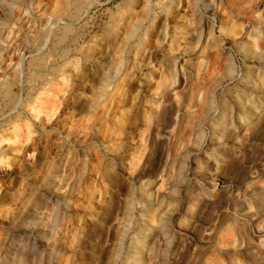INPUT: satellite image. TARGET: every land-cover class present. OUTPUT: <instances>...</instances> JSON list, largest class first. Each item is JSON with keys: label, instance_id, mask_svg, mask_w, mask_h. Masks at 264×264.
I'll use <instances>...</instances> for the list:
<instances>
[{"label": "rangeland", "instance_id": "obj_1", "mask_svg": "<svg viewBox=\"0 0 264 264\" xmlns=\"http://www.w3.org/2000/svg\"><path fill=\"white\" fill-rule=\"evenodd\" d=\"M64 1L0 0V264H106L108 259L112 262L118 224L119 228L124 225L119 230L124 240L123 249L120 260L110 264H123L133 253V244L141 241L140 214L147 210V204L135 185L136 169L145 157L147 164L161 168L155 174L160 176L165 158L150 152L149 147L144 155L140 153L139 135L148 132L139 121L128 140L131 145L128 153L116 150L114 143L91 140L95 131L92 130L93 134L91 130L81 131L76 122L82 118L81 110H72V102L80 103L83 111L91 100L98 99L100 92L127 95L137 85L133 80L141 73L138 65L147 62L153 64L151 78L161 84L160 89L165 88L169 71L176 62L180 76L184 75L187 81L185 92H195L198 96L197 101L192 102L193 108L183 117L198 119L208 143L210 125L221 105L231 106L232 114L237 117L233 95L247 86L255 72H260L258 81L264 78V14L261 16L256 10L261 0H91L90 6L77 13V17L73 7L63 5L66 9L63 8ZM164 31L166 36L162 39L160 34ZM187 50H194V55L184 59ZM107 68L112 75L117 69L118 74L111 79L104 72ZM201 95L213 98L215 109L211 115L201 111ZM148 102L153 105L152 101ZM72 122L74 127L68 136ZM103 127L99 126L104 132L100 134L106 136L110 128ZM194 134L192 127L176 132L168 166L171 168L163 172V190L183 185L178 190L179 199L169 201L177 206L171 219L172 231L176 234L178 219L193 202L188 203L184 194L187 192L188 198L193 196L202 175L199 169L194 173L195 156L189 155ZM74 141L82 143L76 147ZM88 144L94 145L95 150L87 154V158ZM207 145L202 152L209 151ZM115 154L120 158L113 165ZM73 155L76 157L73 176L81 174L82 169L84 174L75 179L80 181L75 197L63 202L55 198L54 180L59 181L66 175L67 161ZM226 155L230 159L229 151L224 153ZM201 161L200 165L205 166V160ZM243 162L246 173L236 169L229 171L232 192L228 206H215L212 212L194 217L196 232L201 235L195 233L191 238L199 247L191 245L181 256L176 253L174 258L178 261L183 264H264V256L254 249L243 251L246 233L253 229L252 235L258 243L254 230L259 221L264 223V192L257 190L259 187L264 190V129L249 142ZM179 163L188 171L187 182L179 181L182 172L175 171ZM257 171L260 172L256 177L253 173ZM96 185L103 199L100 204L93 203L100 209L93 217L86 209V198ZM127 191L133 193L132 204L136 206L128 225L117 221L123 212ZM251 211L257 212L260 218L255 224L250 217H247L249 220L243 217L253 214ZM51 227L61 232V237L57 238L60 246L57 257L52 250L43 249L48 241L44 233ZM75 241L80 248L73 251L71 246ZM145 250L150 262L163 263L160 258L165 257L164 246L160 252Z\"/></svg>", "mask_w": 264, "mask_h": 264}, {"label": "bare ground", "instance_id": "obj_2", "mask_svg": "<svg viewBox=\"0 0 264 264\" xmlns=\"http://www.w3.org/2000/svg\"><path fill=\"white\" fill-rule=\"evenodd\" d=\"M62 3H64V4H61L62 6L69 5L71 8L73 7L74 8L73 11L77 17L78 16L77 13L82 11L85 7L90 6L91 0H65ZM257 3L258 4L256 5V10L262 16V14H264V0L263 1L261 0ZM64 6L63 8L66 9ZM71 17H73V15ZM74 18H75V15H74ZM65 30H67V28H65ZM160 36L162 37V39H165L166 32L165 31L162 32ZM247 38L250 39V36H247ZM255 41L256 40H254L253 42L255 43ZM192 55H194V50H187L185 51L184 59H185V56L191 58ZM178 58L180 59V57ZM172 65L173 67L169 71L167 85L165 86V88L160 89L161 84L158 82H155L151 78V72H152L151 69L153 68V64L151 62H147L145 63V65L144 64L138 65V68L141 71V73L136 75L135 79L133 80L134 83H136L137 85L132 90V92H128L127 95L123 96L121 92H100V94L98 95V99L96 101L91 100L92 103L89 104V106L86 107V109H84L85 108L84 107L83 111H82L80 103L76 101L72 102V106L70 107L74 111L76 109L77 110L79 109V111L81 110L80 114L82 118L77 120L76 122H79L78 127L81 129L82 132L91 130L93 134L92 130H94L95 132L92 135L91 140L97 141L98 139L99 140L101 139L106 144L114 143L115 149L120 150L121 153H128V150H130L131 148V145L128 144V140L132 138L131 137L132 131L137 129V127L135 126V123L138 121L143 123L144 124L143 127H146V129L144 130H146L148 134L144 135L142 133L139 135L140 143L142 144L140 153L144 155L145 154L144 152L148 150V147H149L150 152L151 151L152 153L157 152L159 154V157L165 158L163 169L161 170L162 174L160 176H156L155 174H156V170L158 171L161 168L156 167V166L154 167L152 165L147 164L148 163L147 158L145 157L142 158L144 162L142 161V164L139 165L138 168L136 169V173L134 176L135 185L137 186V190L141 193L142 200L147 204V207H146L147 210L140 214L141 222H142V227L140 230L141 241H136L133 244L132 246L133 253L129 254L127 258L125 257L126 259L123 262V264L125 263H128V264H160L159 263L160 260L158 261V263L150 262L147 258L148 254H146L145 249L149 248V252L154 253L156 251L160 252L163 246L165 248L164 250L165 252L163 251L165 257L164 259H162V257L160 258L161 260H163L162 264H181L182 261H178V259L174 258L176 253L177 255L180 254L179 256H181L182 253L187 252L189 246L192 245L193 247H199V245L197 246V244L195 246V242L191 238L192 236L194 237L195 233L197 234L196 229H198V227H197L196 218H198L202 214L208 213V211L209 210L211 211L213 207H214L213 209H215L216 208L215 206H220V208H226L228 206V203H229L228 197L231 196L230 194L232 192V186L228 182L229 171L232 169H236V170H239L240 172H244V173L247 172L246 166L244 165V162H243V156L245 153V149H247L249 142L253 140V138H255L256 135H258V133H260L261 130L264 129V78L258 81L257 78L260 77V72H255L254 76H252L251 78V81L250 80L247 81V86L244 87L241 92L239 91L233 95V100L236 103V108L238 109L237 117H234V115L232 114L233 108H231V106H226V103L222 104L217 117L214 119V122L211 123L210 125L211 139L208 143H206L204 133L200 130L202 125H200V123L198 122V119L195 120L196 118L194 117L195 118L194 119L192 118V116L191 117L189 116V120L184 118L185 117L184 114L186 113V111L193 108L194 105L192 106V102L197 101L198 96L196 95L195 92H185L186 87H187L186 78L184 75L180 76L179 70L177 69L176 62ZM108 69L109 68H107V70L104 72L106 73V76L107 75L111 76V79L112 77L114 78L118 74L117 69L115 70L114 75H112L113 73L111 74ZM112 69H113V66L111 70ZM245 70L247 72L250 71L249 69H245ZM232 72L233 70L231 69L230 73ZM251 73L253 74V72ZM93 74L96 76L97 70H95V73ZM231 75H233V73ZM106 88L109 89L110 88L109 85ZM118 94L122 98H120L119 96H118L119 98L115 97ZM200 98H201V101H203L201 111L205 115H208V114L211 115V111L215 109V103L213 101V98L211 97L207 98L206 96H203V95H201ZM148 101H152L153 105H148L149 103ZM119 104H121V106ZM183 108H185V111H183ZM224 112L225 113L228 112V115L225 116ZM112 116H114L113 117L114 120L110 122L112 119L111 118ZM71 118L73 120V117ZM73 124L74 123L72 122L68 126L67 135L73 129L74 127ZM99 126L101 127L109 126L110 133L108 131V135L105 136L104 134V136H102L101 134H103L104 132L101 131L102 128L99 129ZM191 127L195 131V134L193 136L194 140H192V144L189 149V155L193 157L195 156L194 162H193L194 173L199 169L198 171H201L200 173H202V175L200 178V183L199 182L197 183L195 193L194 194L192 193L193 196L188 198L189 196L187 192H185L184 194V197L186 198L188 203L190 201H193V202H191L192 204L188 205V208L185 209L183 217L178 219L177 228L179 232L178 234H176L175 231H172L173 229L171 227V219L175 215L174 213L177 209V206L173 204L171 205L169 201L179 199L178 195H180V192H178V190L183 188V185H180V184L176 185L175 189L173 188L174 190L171 187H169L171 188V190H168V189L167 191L163 190L165 187L163 172L171 168L168 166H169L170 155H171V147L175 143L174 136L176 132H178V130L191 128ZM109 134L111 135V137H109ZM82 139L84 140L85 138H82ZM80 142L82 143V141ZM103 142L101 143L103 144ZM79 143L75 142L73 145L76 146L77 144L79 145ZM92 143L94 142L92 141ZM78 145L76 147H78ZM204 145L208 146V149H209L208 152H202V148ZM229 146L230 148L227 150V147ZM108 148L109 150L111 149L110 146ZM93 149H94V145L92 146L88 144L87 151L85 152L86 153L85 157H87V154L91 153ZM227 151H229V153L231 154L230 159H228L229 157L228 155L224 156V153ZM111 156L113 157V155ZM140 157L141 156H139L138 158L140 159ZM118 158H120V156L115 154L113 158V162H112L113 165L116 163L115 160ZM130 158L132 159V156ZM201 160H205V166L200 165V163L202 162ZM75 161H76V157L73 155V157H71V160L67 161L69 163L68 164L69 169L67 170V173L64 172L66 173V175L62 177L59 181L54 180L53 178V180L55 181V186H54L55 190L53 189L52 190L54 191L55 198L56 197L60 198L63 202L66 199L71 200L72 198L75 197L76 191H78L79 186H80V181L75 180V179H77L76 177L80 178V176L84 174L83 173L84 169L81 168L83 170L82 173L79 175L77 174L78 176H73L72 166L75 163ZM99 162L98 164H100ZM98 164L96 163V166ZM179 164L180 166L178 168H175V171L182 172V174H179L180 175L179 181H182L183 183L187 182L188 181V171L186 167L183 166L184 165L183 163H179ZM113 165H112V168H113ZM132 165H133V161H132ZM117 166H118V163H117ZM91 169H94V166ZM94 171L96 172V170ZM98 171H97V174H98ZM258 172L260 171L254 172L253 174L257 177L259 175ZM94 174L95 173H93V175ZM93 177H95V175ZM157 184H158L157 188L153 190V187L156 186ZM253 189H256V188H253ZM257 190L259 192H264L263 187H259L257 188ZM125 195L126 196L124 197V207L122 209L123 212L121 213V217H119L117 221L120 224L125 223L126 225H128L133 220V214L135 212L134 208L136 206L134 205V203L132 204L133 193L127 191ZM87 196L88 197L86 198V200L88 201V204L86 206L87 207L86 209L92 213V214L91 213L89 214H91L92 216L94 214L93 217H95V215L99 213L100 209H98V206L95 208L93 206V203L100 204L103 199V195L100 191V188H97V185H96V187L94 186L91 189L89 195ZM65 208H68L67 204L65 205ZM164 208L166 210L163 212ZM257 214H258L257 212L255 213L253 212V214L243 215V217L245 218L250 217L253 224H255V222L257 223V221L260 220V218L258 217L259 215L257 216ZM26 216H29V215H26ZM29 220L32 221L33 217L29 218ZM37 224H38V221H37ZM123 226L121 225V227L119 228V224H118V228L117 229L115 228L116 230H118V232H116L117 235L115 236L116 238L113 244L114 250H113V261L112 262L114 263H117L120 257V254L122 252V249H123L124 240H123V237L120 236L121 233H119V230H121ZM51 228L52 229L50 230L48 229L49 231L47 233H44V235L48 238V241L45 242L43 249L52 250L51 252L53 253V255L57 257V255H59V252H60V249H59L60 246L58 247L57 245V241H58L57 238L61 237L60 236L61 232L59 230L56 231L53 227ZM254 231H255V234L257 235L256 240L259 239V242L255 243L254 236L252 235V232H253V229H252L250 232H247L245 235L243 251L251 252V250L254 249L256 253L264 256V237L263 239H260V236L264 235V223L259 221L256 224V228ZM197 235H201V234L199 233ZM205 237L206 236H204V239ZM27 238H29V236ZM49 240H52V242H50ZM75 242L76 243L74 244V246H71V249L73 251L75 249L80 248L79 242L78 243L77 241ZM110 262H111V259H108L106 264H110Z\"/></svg>", "mask_w": 264, "mask_h": 264}]
</instances>
